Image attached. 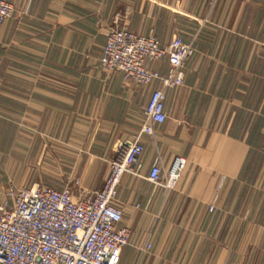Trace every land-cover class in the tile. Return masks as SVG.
Masks as SVG:
<instances>
[{
	"label": "crops",
	"instance_id": "obj_1",
	"mask_svg": "<svg viewBox=\"0 0 264 264\" xmlns=\"http://www.w3.org/2000/svg\"><path fill=\"white\" fill-rule=\"evenodd\" d=\"M5 1L0 201L12 188L101 189L160 88L101 69L105 34L177 38L193 48L184 85L166 91L165 122L142 136L139 177L115 201L131 233L121 264H264V0ZM150 68L168 73L166 60ZM154 164L167 190L147 181Z\"/></svg>",
	"mask_w": 264,
	"mask_h": 264
},
{
	"label": "built area",
	"instance_id": "obj_2",
	"mask_svg": "<svg viewBox=\"0 0 264 264\" xmlns=\"http://www.w3.org/2000/svg\"><path fill=\"white\" fill-rule=\"evenodd\" d=\"M13 13V5L0 0V27ZM105 41L101 69L121 75L125 83L160 85L146 106L145 123L133 141L116 146L99 190L82 191L78 199L70 188L38 185L8 190L0 201V264H121L120 251L130 244L131 233L119 227L124 213L115 205L118 189L125 175L139 177L145 153L142 136L153 137V127L165 122L166 91L184 85L193 48L177 38L161 45L152 35L120 27L108 31ZM162 60L168 63L166 75L150 68ZM146 179L168 189L161 165H152Z\"/></svg>",
	"mask_w": 264,
	"mask_h": 264
},
{
	"label": "rangeland",
	"instance_id": "obj_3",
	"mask_svg": "<svg viewBox=\"0 0 264 264\" xmlns=\"http://www.w3.org/2000/svg\"><path fill=\"white\" fill-rule=\"evenodd\" d=\"M71 190H72V193H73L74 198L82 194V193H81L82 190H80V189L73 188V189H71Z\"/></svg>",
	"mask_w": 264,
	"mask_h": 264
}]
</instances>
